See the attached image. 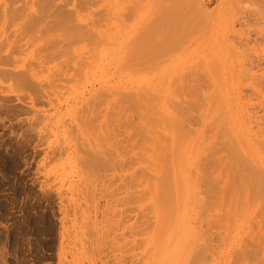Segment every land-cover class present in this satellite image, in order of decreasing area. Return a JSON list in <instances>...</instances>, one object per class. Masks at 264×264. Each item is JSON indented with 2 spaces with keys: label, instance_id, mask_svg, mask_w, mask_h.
<instances>
[{
  "label": "rangeland",
  "instance_id": "374dc122",
  "mask_svg": "<svg viewBox=\"0 0 264 264\" xmlns=\"http://www.w3.org/2000/svg\"><path fill=\"white\" fill-rule=\"evenodd\" d=\"M86 1L0 0V264H152L177 146L196 264H264V0Z\"/></svg>",
  "mask_w": 264,
  "mask_h": 264
},
{
  "label": "bare ground",
  "instance_id": "6f19581e",
  "mask_svg": "<svg viewBox=\"0 0 264 264\" xmlns=\"http://www.w3.org/2000/svg\"><path fill=\"white\" fill-rule=\"evenodd\" d=\"M84 2L87 1L84 0ZM154 29L155 28L153 27L152 30L154 31ZM158 44L154 45V49ZM138 47L139 49H137L135 53L136 56L141 57L142 54H147L145 50H143L142 46L138 44ZM157 48L160 47L158 46ZM146 49L148 50V48ZM157 51L155 50V53ZM217 134L223 135V131L219 129L217 131ZM171 154L173 155L172 166L173 170L175 171L173 172V179H169V190L167 189L165 193H161L160 195L158 192L154 203V212H156L157 215V222H159V225H162L161 227L159 225L157 226L158 229H160V232L158 231V234L156 232V236H154L153 234L154 238L152 240V245L154 248V252L152 251L153 256L151 257V260L152 264H196V261L199 259V256H191L190 253V249L195 243H193V238H191V236L187 234L188 232H185L187 230L185 229L184 221H182L184 220L185 212H188L185 208V205L183 204L187 195V191L186 189H184V186L178 184L180 182L186 183L187 180L184 174H181V168L183 167L182 160L185 159L187 155L192 158L193 154L184 152L182 148H179L178 146L177 148H173ZM166 159L167 154L166 156L164 154L162 157L163 161L157 162L156 164V167L159 168L160 172L165 171V166L167 168ZM159 165L161 167H159ZM229 165L233 168H237L239 166L241 171L244 173H240V171H236L232 168V170L235 172L233 178L238 184H240L241 178L245 177V165L238 159L237 156L233 154H230ZM202 176L205 178L204 174H202ZM179 215L182 220H180ZM187 215H190L189 212L187 213ZM154 230L153 232H155ZM148 233H151V231H149Z\"/></svg>",
  "mask_w": 264,
  "mask_h": 264
}]
</instances>
